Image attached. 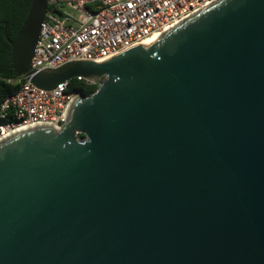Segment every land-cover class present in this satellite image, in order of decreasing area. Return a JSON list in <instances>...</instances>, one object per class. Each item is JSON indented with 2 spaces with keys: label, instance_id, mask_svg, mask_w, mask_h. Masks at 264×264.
<instances>
[{
  "label": "water",
  "instance_id": "1",
  "mask_svg": "<svg viewBox=\"0 0 264 264\" xmlns=\"http://www.w3.org/2000/svg\"><path fill=\"white\" fill-rule=\"evenodd\" d=\"M48 12L33 0L6 33L19 77ZM79 77L98 89L61 129L0 144V264H264V0H219L32 82Z\"/></svg>",
  "mask_w": 264,
  "mask_h": 264
},
{
  "label": "built area",
  "instance_id": "2",
  "mask_svg": "<svg viewBox=\"0 0 264 264\" xmlns=\"http://www.w3.org/2000/svg\"><path fill=\"white\" fill-rule=\"evenodd\" d=\"M219 0H48L47 13L32 59V74L0 104V144L22 129H61L70 107L81 96L68 92L70 81L53 90L33 77L73 62H105L148 43ZM171 28V29H172ZM78 80L87 81L79 77Z\"/></svg>",
  "mask_w": 264,
  "mask_h": 264
},
{
  "label": "trees",
  "instance_id": "3",
  "mask_svg": "<svg viewBox=\"0 0 264 264\" xmlns=\"http://www.w3.org/2000/svg\"><path fill=\"white\" fill-rule=\"evenodd\" d=\"M33 0H0V104L12 92L20 88V77L11 64V46L6 38L15 39L21 30ZM7 23V25L5 24ZM98 89V85L73 79L68 92L88 97ZM84 138L83 135H80Z\"/></svg>",
  "mask_w": 264,
  "mask_h": 264
},
{
  "label": "bare ground",
  "instance_id": "4",
  "mask_svg": "<svg viewBox=\"0 0 264 264\" xmlns=\"http://www.w3.org/2000/svg\"><path fill=\"white\" fill-rule=\"evenodd\" d=\"M171 28H172V27H171ZM171 28H168L166 31H169ZM163 34H164V33H162V34H158V35L154 36L150 41H153V40L159 38V37H160L161 35H163ZM150 41H148V42H150ZM28 129H30V128H28ZM28 129H22V130H20V131H17V132H15L14 134H12L10 137L17 135L18 133H21V132L27 131ZM10 137H9V138H10Z\"/></svg>",
  "mask_w": 264,
  "mask_h": 264
},
{
  "label": "rangeland",
  "instance_id": "5",
  "mask_svg": "<svg viewBox=\"0 0 264 264\" xmlns=\"http://www.w3.org/2000/svg\"><path fill=\"white\" fill-rule=\"evenodd\" d=\"M80 136V135H79Z\"/></svg>",
  "mask_w": 264,
  "mask_h": 264
}]
</instances>
